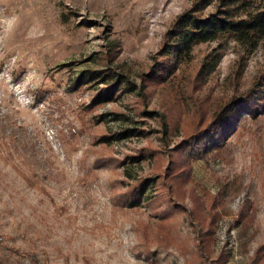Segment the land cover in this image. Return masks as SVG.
I'll list each match as a JSON object with an SVG mask.
<instances>
[{"label":"rangeland","instance_id":"374dc122","mask_svg":"<svg viewBox=\"0 0 264 264\" xmlns=\"http://www.w3.org/2000/svg\"><path fill=\"white\" fill-rule=\"evenodd\" d=\"M192 3L0 0V257L264 264V109L240 114L221 148L190 155L182 202L165 178L187 124L244 97L264 71V38L250 52L222 39L196 46L164 80L148 77ZM215 57L214 71L191 81ZM105 70L132 89L91 105L108 87ZM169 202L177 207L166 220ZM208 210L217 216L203 249ZM163 222L169 247L159 241Z\"/></svg>","mask_w":264,"mask_h":264},{"label":"trees","instance_id":"16d2710c","mask_svg":"<svg viewBox=\"0 0 264 264\" xmlns=\"http://www.w3.org/2000/svg\"><path fill=\"white\" fill-rule=\"evenodd\" d=\"M166 37L169 43L162 49L163 60H160L162 62L159 64L156 63L154 69L149 71L148 77L153 80H157L158 76L164 80L176 67L190 60L193 49L200 44L228 39L240 44L247 52L255 49L264 38V0H193L192 5L172 22ZM217 63L218 58L215 57L201 64L198 73L191 81H200L212 73ZM261 73L257 83L244 97L233 104H224L210 116L205 112H199L187 124L182 140L176 147L181 158L179 162L166 168V181H174L177 184L175 186L177 200L183 201L184 185L191 179L189 178L190 155L202 156L212 148H221L225 143L224 137L234 128L239 116L248 112L255 117L264 109V71ZM121 76L120 73H109L105 70L99 82L108 87L97 93L91 105L101 100L111 101L115 95L131 91L132 87ZM84 83L82 75L71 83V87L75 88ZM123 83L124 86L121 87ZM241 121L243 122L244 119ZM102 161L99 160L98 165ZM146 188L147 186L143 184L136 191L140 194ZM176 207V204L169 202V208L163 211L166 220L172 218ZM208 211L210 219L207 228L200 233L196 243L203 249H207L212 242V225L217 216L216 212ZM170 224L175 225V218ZM167 225H164V222L160 224L162 230L160 236L165 235L159 241L169 247L175 243V240L166 234L164 229ZM13 253L17 257L15 261L0 257V264H19L25 257L19 252ZM27 259L28 264H35L32 256H27Z\"/></svg>","mask_w":264,"mask_h":264}]
</instances>
